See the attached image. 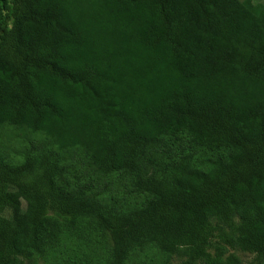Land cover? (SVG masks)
Instances as JSON below:
<instances>
[{"label": "trees", "instance_id": "trees-1", "mask_svg": "<svg viewBox=\"0 0 264 264\" xmlns=\"http://www.w3.org/2000/svg\"><path fill=\"white\" fill-rule=\"evenodd\" d=\"M7 127L49 146L0 156V264H264V3L0 0Z\"/></svg>", "mask_w": 264, "mask_h": 264}, {"label": "rangeland", "instance_id": "rangeland-1", "mask_svg": "<svg viewBox=\"0 0 264 264\" xmlns=\"http://www.w3.org/2000/svg\"><path fill=\"white\" fill-rule=\"evenodd\" d=\"M243 1V0H240ZM254 5H260L264 3V0H252ZM48 143L46 139L40 135L39 133L32 134L29 131L17 130L12 128H4L0 131V156L5 158L6 162L10 165H17L22 160V155L26 151H43L48 147ZM71 169L72 173L76 175L81 181H90L89 176H85L81 172L83 169V165L78 161L71 162ZM94 180V179H93ZM94 182V181H93ZM95 188H102L103 185H98L96 182L93 185ZM105 190V189H104ZM112 195H115V189L113 187L107 189L105 192H108ZM97 243L93 246L84 247L81 249H76L72 247V250L63 248L62 254H60L57 258L50 259V260H38L36 264H74V262H84L86 257L92 256H103V251L101 246L100 239H96ZM213 247L218 245L216 239L212 242ZM210 252L213 253V249L210 248ZM228 254H233L239 260V264H259V260L256 258L255 255L240 252V251H233L229 250ZM179 260L177 258H172L166 264H179ZM135 264H159L156 260V257L152 255V253H143L134 259Z\"/></svg>", "mask_w": 264, "mask_h": 264}]
</instances>
